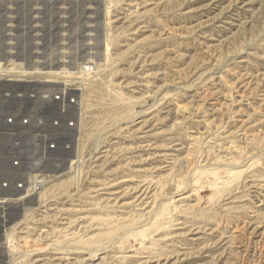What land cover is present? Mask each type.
<instances>
[{"label": "rangeland", "instance_id": "374dc122", "mask_svg": "<svg viewBox=\"0 0 264 264\" xmlns=\"http://www.w3.org/2000/svg\"><path fill=\"white\" fill-rule=\"evenodd\" d=\"M0 64V264H264V0H0Z\"/></svg>", "mask_w": 264, "mask_h": 264}, {"label": "bare ground", "instance_id": "6f19581e", "mask_svg": "<svg viewBox=\"0 0 264 264\" xmlns=\"http://www.w3.org/2000/svg\"><path fill=\"white\" fill-rule=\"evenodd\" d=\"M107 48H108V45H107V43H106V45H105V52L107 53ZM65 49V48H64ZM23 61V60H22ZM99 62V61H98ZM11 64V63H10ZM38 64V63H37ZM100 64V63H99ZM11 66V65H10ZM87 66V65H86ZM33 67V66H32ZM35 67V66H34ZM23 68H24V66H23ZM30 68V67H29ZM28 67L27 68H25V69H23V71H22V73L25 75V76H27V75H32L33 76V74L31 73V72H34V73H38V72H40L41 70L39 69V68H37V69H35L36 71H33V69H29ZM97 68V67H96ZM83 69V71H81V75L84 73V75L85 74H87V75H89V73H90V70L92 69H90V66H87V67H84V68H82ZM85 69H87V71L85 70ZM65 71H67L66 69H64ZM65 71H63V72H65ZM20 73V72H19ZM41 73V72H40ZM55 73V72H54ZM61 73V72H60ZM45 74V73H44ZM51 74H52V72H51ZM62 74V73H61ZM67 74V73H66ZM69 74H70V72H69ZM13 75V74H12ZM17 75V74H16ZM35 75H37V74H35ZM34 75V76H35ZM38 75H40V74H38ZM11 78H12V76H11ZM53 82V81H52ZM42 92V91H41ZM47 93V92H46ZM48 94V93H47ZM52 94V93H51ZM44 95V94H43ZM140 116V115H139ZM97 150V149H96ZM78 158V157H77ZM77 161H75L74 163H76ZM71 166V165H70ZM35 172V171H34ZM38 174H40L39 172H37ZM38 174L37 175H32V176H29V178H28V184H29V186L26 188V191H25V193H26V197L27 196H29V194L32 192L33 193V190H34V188L36 187V186H39V187H43V185H45L46 183H47V181H48V179H47V177H45L44 176V174L42 175H39V177H38ZM38 188V187H37ZM25 190V189H24ZM41 194V193H40ZM43 196V195H42ZM42 196L40 197V201H41V203H40V206H43V203H44V200H42ZM24 198V197H23ZM44 199V198H43ZM169 199H171V198H169ZM7 200H9V198L7 199V198H4V197H1L0 198V204H4V203H6L7 202ZM181 200V199H180ZM39 201V200H38ZM50 203V202H49ZM176 203V202H175ZM47 205V204H46ZM164 206V205H163ZM31 213V210L30 209H26V211H25V214H24V217H23V220H22V222H24L27 218H28V215ZM18 224V223H17ZM21 224V223H20ZM23 224V223H22ZM19 225V224H18ZM18 225H16L15 226V228L16 227H18ZM14 228V229H15ZM13 229V230H14ZM6 238H7V240H11V238H12V234L10 233V234H7L6 235ZM79 249V248H78ZM105 249V248H104ZM103 249H101V250H88V258H89V260H93L95 257H97L98 256V253L100 254V251H102ZM11 254V253H10ZM31 260V259H30ZM31 262H32V260H31ZM8 264H12V262H9L8 261ZM32 264V263H31ZM33 264H35V262L33 263Z\"/></svg>", "mask_w": 264, "mask_h": 264}, {"label": "built area", "instance_id": "2783aa9c", "mask_svg": "<svg viewBox=\"0 0 264 264\" xmlns=\"http://www.w3.org/2000/svg\"><path fill=\"white\" fill-rule=\"evenodd\" d=\"M9 63V62H8ZM7 64V63H6ZM9 66H5L4 64H0V81L2 80V81H5V82H8V83H11V82H13L12 81V79L10 80V77L9 76H12V73H11V70L8 68ZM86 71H87V69H85ZM23 78H26L25 76H23L22 77V79L21 80H23L24 81V79ZM21 80H17V81H14V82H20ZM52 93V92H51ZM36 94H38V96H39V100L40 101H44V100H47V99H49L48 97V95L49 94H47V95H43L42 93H39V92H34V94H31V95H27V97H29V98H31V99H34V95H36ZM53 95H55V93L53 94ZM3 97H9L10 96V94L9 93H5V94H3L2 95ZM17 97L18 98H22L23 96L22 95H17ZM53 100L55 101V96L53 97ZM13 119L11 118V117H5L4 118V127H6V128H8L9 126H11L12 124H13V121H12ZM33 121V123L35 124V126H38V125H42L44 122H45V120H43V119H38L37 121L36 120H34V119H30V117L28 118V117H25V119H23L22 121H21V124H27V123H30V121ZM8 135V134H7ZM8 136H16V135H12V134H9ZM34 142V143H33ZM35 142H36V140H33L32 141V143H30V146H31V148L33 149L35 146H34V144H35ZM53 146L52 145H50L49 146V148H52ZM10 148L11 149H14V150H16V149H18V150H22V148H24V142L22 141V143H21V145H20V143L17 141V139L15 138V139H13V140H11V142H10ZM36 149V148H35ZM12 163V162H11ZM29 164H31L32 165V167H34V166H36V163H32V162H30ZM12 165L13 166H17V165H19L18 163H12ZM11 165V167H13ZM18 189H22L21 188V186L19 185L18 186Z\"/></svg>", "mask_w": 264, "mask_h": 264}, {"label": "water", "instance_id": "95a60500", "mask_svg": "<svg viewBox=\"0 0 264 264\" xmlns=\"http://www.w3.org/2000/svg\"><path fill=\"white\" fill-rule=\"evenodd\" d=\"M2 95H3V94H2ZM0 98H2V100H7V101H11V100L17 101L18 99H20V98L17 97L16 94H11V96L6 97V98L0 95ZM0 100H1V99H0ZM36 104H37V102H34V105H36ZM27 117H28V118L30 117V119H34V120H36V121H37L38 119H43V120H45L44 118L34 117V116H30V115H27ZM0 164H2L1 161H0ZM9 165H10V166L12 165L11 161H10ZM27 168H28V169H32V165H31V164H28ZM22 173H24V172H22ZM19 176L22 177V175H21L20 173H19ZM20 181H21V180H20ZM20 181H19V180L16 181L12 186H11V184H10L9 182H2V183H0V198H1V197H4V198H7V199H8L7 195H5L6 192H8L7 190H8V189H12L13 187H14V188H15V187L17 188L16 183H18V182H20ZM21 182L23 183V181H21ZM5 204H6V203H4V204H0V205L3 206V205H5Z\"/></svg>", "mask_w": 264, "mask_h": 264}]
</instances>
